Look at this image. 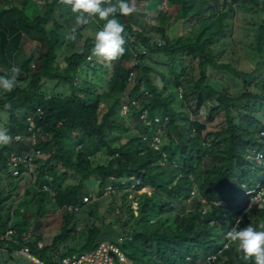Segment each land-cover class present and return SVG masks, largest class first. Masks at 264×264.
Masks as SVG:
<instances>
[{
    "label": "trees",
    "instance_id": "1",
    "mask_svg": "<svg viewBox=\"0 0 264 264\" xmlns=\"http://www.w3.org/2000/svg\"><path fill=\"white\" fill-rule=\"evenodd\" d=\"M139 1L129 0L133 13H117L126 23L125 51L105 61L91 55L94 36L83 34L90 16L78 24L64 0H0V75L10 72L9 52L24 36L39 45L36 56L21 61L17 87L0 92L12 142L0 145V171L12 186L23 176L9 171L10 153L23 155L33 145L40 150L34 183L13 208L6 205L11 193L0 189L3 256L15 259L28 247L43 264H54L113 240L115 230H100L117 220L99 225L92 219L95 203L84 201L109 183L121 211L119 234L132 235L123 245L131 264H245L225 233L247 224L264 230V209L251 205L253 195L244 188L246 179L251 188L264 187V0H166L183 20L199 23L194 35L175 42L166 36L169 13L157 7L145 20L135 15ZM148 7L154 11L151 2ZM239 31L238 41L250 36L243 64L225 55L228 38L234 41ZM115 77L120 94L111 85ZM104 97L109 104L100 114ZM209 99L216 104L208 107L207 121L219 118V129L191 119ZM144 109L146 119L159 122L147 124ZM33 132L34 144L27 139ZM14 135L22 138L15 142ZM155 135L161 139L156 149ZM44 184L54 196L40 189ZM130 195L139 198L134 206L127 203ZM35 220L44 233L59 232L51 245L37 246L43 233L30 230ZM78 224L86 227L84 242L60 252L57 240Z\"/></svg>",
    "mask_w": 264,
    "mask_h": 264
},
{
    "label": "rangeland",
    "instance_id": "2",
    "mask_svg": "<svg viewBox=\"0 0 264 264\" xmlns=\"http://www.w3.org/2000/svg\"><path fill=\"white\" fill-rule=\"evenodd\" d=\"M151 2V5L154 9V11H151L149 9V4ZM102 7H106L105 5V1L103 0V3L101 5ZM157 7L161 10L167 11V13H169V21L167 22V24L165 25V31H166V36L169 38V40L171 41H177L179 40V37L184 38L185 36H189V35H194V33H196L197 31H199V23L197 24L195 19H191V20H183L179 14L177 9L175 8V6H170L168 4V2L166 0H141L138 3V7H137V12L135 15L141 16L142 18H144L145 20H151L150 18H154V16H156V11ZM117 18L119 19V21L124 24V26L126 25L125 21H124V17L123 16H117ZM231 23V21H229ZM105 23V21L100 20L98 18V16L96 15H92L90 16V23H89V28L83 33L84 35H91L94 36L95 32L99 30V28L102 27V25ZM241 34V31H239L237 33V37L234 39V41H231V39L228 38L229 42H231V45L226 47V57L230 58V59H234L235 61H237L238 63L243 64L244 63V59H245V43L246 41H249L250 36H244L245 38H243L242 42L241 40L238 41L239 35ZM236 36V35H235ZM157 40H160L161 43H164L165 40L161 39V37L157 36L156 37ZM234 42V43H233ZM241 42V44H240ZM233 44V45H232ZM235 45H237L235 47ZM243 46V47H242ZM38 49H39V45L37 44L36 41H32L31 39H29L28 37L24 36L22 41L20 42V44H18L16 47H11V51L9 52V63L12 65V67L16 66L19 67L20 63L22 60L27 59L30 55H34L36 56L38 54ZM124 66H128L130 65L129 63H122ZM116 77L114 78V81H112L111 85H113L115 88L114 91L118 92V94L121 93V91L118 90L117 87V80H115ZM154 81L156 82V84H158L159 79L157 77L154 78ZM133 84L130 82L129 85L127 86L126 90L123 92V94H125L126 96H128V93L130 91V89L132 88ZM181 93V88L177 87V97H181L180 95ZM114 96H116L115 94H113ZM108 99L107 97H104L103 100V107L101 109L100 114H103V112L106 110L105 108H107L108 106ZM111 101V100H110ZM216 103L209 99L205 102L204 105L201 106L200 111L197 115H193L191 116L192 120H200L202 122H204L205 124H207V127L209 130H215V129H219L221 127V121L220 119H216L214 121H212L211 123H209L207 121V109L210 106L215 105ZM127 110L125 108H123V112L122 114H126ZM0 116L2 119V121H0V127H6V123H7V113H0ZM128 134H132L131 131L128 132ZM128 136V135H127ZM126 136V137H127ZM126 137H124L122 140H126ZM7 145H12V142L10 140V142ZM31 174H24L22 175V179L18 180V184L17 187L15 188L14 186H12L10 184V179L7 177V174H3L0 171V189L2 190L4 195L10 194L11 193V199L10 201H8V203H6V205H10L12 203V208L16 205V201H18L19 199H21L23 197V195L25 194V188L32 186L34 183V177H31ZM253 179L254 181L257 183L258 179H259V172L254 173L253 175ZM246 183V187H247V191L250 192L252 190H250L249 188L252 187L254 185V182H249L247 179L244 181ZM90 187V185H89ZM93 188L95 189V191L97 190V186L96 184L93 185ZM13 190V191H12ZM113 192V189L111 187V184L109 183L107 185V187H105V189L103 188L98 195H95L89 199L88 201L85 202H90V203H95L96 205V211L92 212L93 213V218L94 221L96 223H98L100 225V223H102V220L104 219L105 221L108 218L114 217V219L117 220V222H115V224L111 225V223H107L108 221H106V224H102L101 225V230L102 233L105 232L108 229H112L115 230V234L112 235V237H110L109 239H112L115 241V238L117 237L116 234L120 233V229H119V223L120 220L117 218V216H119V214H121V211L119 209V207H117L115 202H112L113 197L109 195L110 192ZM120 192L118 191L115 194V201L118 200V198H120ZM139 200V198H137V196L134 195H130L129 197V201L127 202L128 204L131 203V205H135L137 203V201ZM114 207V214L110 215L109 213H106V210L108 209V207ZM91 205L89 206V204L87 205V207H85V209H83L84 215L89 213ZM78 212V211H77ZM110 212V213H113ZM105 216H107L105 218ZM121 216V215H120ZM15 220V216L13 215L12 217V221ZM86 227H84V225L78 224L75 231L74 232H70L68 231L67 233H65L64 235H61L60 238L57 240V245L59 246V251L60 252H65L66 250H68L69 248H78L85 240L86 238ZM84 229V230H83ZM30 230H33L37 233H43L42 234V244L44 246H49L53 243L54 238L57 236V234H59L58 231H53L50 233H44L42 231V229L40 228V221H34L33 226L31 227ZM122 235V234H119ZM116 236V237H115ZM129 238H132V235H129ZM104 237V235H103ZM102 237V238H103ZM115 237V238H114ZM106 239V238H104ZM108 240V238H107ZM104 241V240H103ZM15 259L12 257H7V255H2L0 254V264H39L36 263L35 261L31 260L30 258L25 257L23 254L20 253V251H16L15 252ZM117 264H131V260L128 258L127 262H120L117 261Z\"/></svg>",
    "mask_w": 264,
    "mask_h": 264
},
{
    "label": "clouds",
    "instance_id": "3",
    "mask_svg": "<svg viewBox=\"0 0 264 264\" xmlns=\"http://www.w3.org/2000/svg\"><path fill=\"white\" fill-rule=\"evenodd\" d=\"M64 3L70 7L72 13L76 14L78 24H86L88 17L92 15L105 21L94 34L92 56L105 61H113L124 53L125 26L117 18V13L126 16L136 11L135 6L130 5L129 0H117L115 4L106 7L101 6L103 0H64ZM19 73V67L14 66L8 74L0 75V92H11L17 87ZM4 107L11 108V105L6 104ZM10 140L9 130L6 127H0V145H6ZM244 188L246 195H253L252 192L247 191L246 186ZM237 223H240L239 219ZM259 228L264 229V225H260ZM225 238L235 245L240 259L245 264L250 261L252 264H264V230H258L256 226L247 224L243 227H233L225 233Z\"/></svg>",
    "mask_w": 264,
    "mask_h": 264
},
{
    "label": "built area",
    "instance_id": "4",
    "mask_svg": "<svg viewBox=\"0 0 264 264\" xmlns=\"http://www.w3.org/2000/svg\"><path fill=\"white\" fill-rule=\"evenodd\" d=\"M135 103V101L133 102ZM125 109H127V105L124 106ZM41 113V111H39ZM148 115V110L144 109L142 112V117L145 118L144 120L147 122V124H150L151 122H159V117H154L153 120L146 119ZM28 121L32 123V117H28ZM30 131L31 128H30ZM22 137L20 135H14L13 140L15 142L19 141ZM30 141H32V144L35 143V137L34 132L31 136L27 137ZM152 145L154 148H159V143L161 141L159 135H155L152 139ZM40 154V150L34 148V145L31 147V149L23 154L19 155L17 153H10L9 159H8V167L9 171L13 176H22L24 174H31L32 170L34 169L33 166V160L38 157ZM23 166L24 168H21ZM41 190L49 193L51 196L55 195V191L52 187L48 186L47 184L42 185ZM252 192L253 196L251 199V205L255 206L257 208L264 209V187H261L260 184H257L256 187L250 191ZM249 192V193H250ZM89 198L85 197L84 201H88ZM68 210H77L76 207L69 206L67 207ZM11 231L7 232V235ZM130 236L128 235H117V237L114 240L111 241H102L100 242L92 251L87 252H79V253H72L69 255H64L63 257L55 259L54 264H117V261L120 262H127L128 256L125 253V250L123 249V245L130 240ZM132 237V236H131ZM26 241L29 240V238H25ZM38 247H43L42 241L37 242ZM5 248L0 246V254L2 251H4ZM20 253L25 255L26 257L30 258L31 260L35 261L36 263L43 264L39 259L32 256L30 254V250L28 247H23L20 250Z\"/></svg>",
    "mask_w": 264,
    "mask_h": 264
}]
</instances>
